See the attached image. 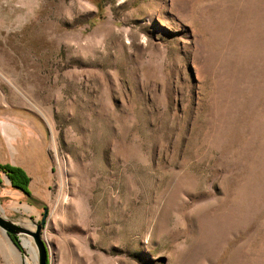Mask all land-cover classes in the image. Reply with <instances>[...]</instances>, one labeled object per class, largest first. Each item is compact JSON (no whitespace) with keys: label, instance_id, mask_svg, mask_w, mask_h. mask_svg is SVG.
<instances>
[{"label":"rangeland","instance_id":"374dc122","mask_svg":"<svg viewBox=\"0 0 264 264\" xmlns=\"http://www.w3.org/2000/svg\"><path fill=\"white\" fill-rule=\"evenodd\" d=\"M0 164L48 264H264V0H0Z\"/></svg>","mask_w":264,"mask_h":264},{"label":"water","instance_id":"95a60500","mask_svg":"<svg viewBox=\"0 0 264 264\" xmlns=\"http://www.w3.org/2000/svg\"><path fill=\"white\" fill-rule=\"evenodd\" d=\"M29 198L35 200L31 195ZM1 211L2 209H0V228L12 238L15 244L21 249L22 253L25 256L27 255V251L21 243L22 238L24 236L32 237L36 245L38 264H48V248L42 236L48 219V207L44 208L43 216L40 221L30 217L29 220L35 226V229H31L20 221H15L3 215Z\"/></svg>","mask_w":264,"mask_h":264},{"label":"bare ground","instance_id":"6f19581e","mask_svg":"<svg viewBox=\"0 0 264 264\" xmlns=\"http://www.w3.org/2000/svg\"><path fill=\"white\" fill-rule=\"evenodd\" d=\"M14 209L16 210H22L25 213L28 214H33L34 213V208L25 204L20 207H15ZM22 220V219H21ZM22 224L28 226L31 229H34L35 226L30 222V220H22L20 221ZM6 240L8 241L7 244L0 245L1 250L3 251L5 258H7L8 262L14 261L15 260V254L11 247H13V243L11 242L9 236L4 232ZM22 245L32 254L31 255V260H26V264H38V258H37V250L35 246L33 245V241L30 237L24 236L21 241ZM2 244V243H1ZM15 248V246H14ZM17 250V248H16Z\"/></svg>","mask_w":264,"mask_h":264},{"label":"trees","instance_id":"16d2710c","mask_svg":"<svg viewBox=\"0 0 264 264\" xmlns=\"http://www.w3.org/2000/svg\"><path fill=\"white\" fill-rule=\"evenodd\" d=\"M0 171L5 172L9 176L14 188L20 189L27 196L31 195L29 192L30 177L23 168L10 164H0Z\"/></svg>","mask_w":264,"mask_h":264},{"label":"crops","instance_id":"0c3cea01","mask_svg":"<svg viewBox=\"0 0 264 264\" xmlns=\"http://www.w3.org/2000/svg\"><path fill=\"white\" fill-rule=\"evenodd\" d=\"M13 263H15V264H19V260L17 259V260H15V261H13L11 264H13ZM8 264H10V263L8 262Z\"/></svg>","mask_w":264,"mask_h":264}]
</instances>
